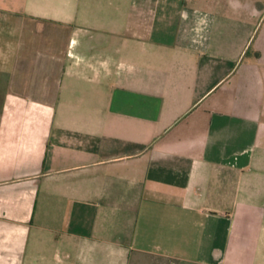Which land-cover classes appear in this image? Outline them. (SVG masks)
Segmentation results:
<instances>
[{"label": "crops", "instance_id": "0c3cea01", "mask_svg": "<svg viewBox=\"0 0 264 264\" xmlns=\"http://www.w3.org/2000/svg\"><path fill=\"white\" fill-rule=\"evenodd\" d=\"M263 10L0 0V264H264Z\"/></svg>", "mask_w": 264, "mask_h": 264}, {"label": "rangeland", "instance_id": "374dc122", "mask_svg": "<svg viewBox=\"0 0 264 264\" xmlns=\"http://www.w3.org/2000/svg\"><path fill=\"white\" fill-rule=\"evenodd\" d=\"M259 2L261 3V6L262 7H264V0H259ZM261 8V7H260ZM263 9V8H262ZM262 12H264V10L262 11ZM262 16H263V14H260V16L258 17V18H256L251 24H250V26H249V28H248V32H249V35L250 36H254V34H255V37H254V39H253V41H252V43H251V45H250V49L252 50V52H254L255 50H256V43H254V41H255V38L257 37V34H258V32H259V30H260V26H261V18H262ZM243 42H241V41H239V40H237V39H235V41H233V44H242ZM253 43H254V45H253Z\"/></svg>", "mask_w": 264, "mask_h": 264}]
</instances>
